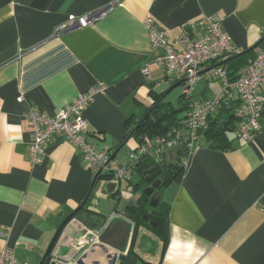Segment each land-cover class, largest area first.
I'll return each mask as SVG.
<instances>
[{
    "label": "crops",
    "instance_id": "1",
    "mask_svg": "<svg viewBox=\"0 0 264 264\" xmlns=\"http://www.w3.org/2000/svg\"><path fill=\"white\" fill-rule=\"evenodd\" d=\"M103 9L86 27L56 32L69 15ZM215 12L224 14L223 28L239 51L257 42L264 46V0H0V232L10 228L8 238L0 235V249L11 248L19 264H38L93 178L88 161L66 140L48 145L31 165L24 113L54 115L99 85L83 112L87 138L114 151L127 119L133 124L144 118L154 102L152 87L180 79L154 62L145 18L178 46L182 31L200 36L205 18ZM221 87L220 79L203 75L193 94L209 97ZM176 88L181 95L182 85ZM230 138L231 147L222 150L199 135L182 171L160 193L169 207L159 233L140 225L133 237V229L135 264H264V123L250 141L233 132ZM137 144L128 136L120 162ZM135 184L133 177L121 181L127 199ZM96 211L88 206L69 219L45 264H76L79 257L80 264L116 263L117 250L95 241L101 222ZM111 234L116 237L117 229Z\"/></svg>",
    "mask_w": 264,
    "mask_h": 264
},
{
    "label": "built area",
    "instance_id": "2",
    "mask_svg": "<svg viewBox=\"0 0 264 264\" xmlns=\"http://www.w3.org/2000/svg\"><path fill=\"white\" fill-rule=\"evenodd\" d=\"M109 10V8H107ZM107 9L98 10L85 15H69L67 20L56 27V32L83 28L106 13ZM224 14L215 12L205 18L204 30L200 36L182 31L174 46L165 32L153 18L147 17L144 24L148 31L150 49L154 53V62L161 67L166 76L176 74L178 78H186L182 85V93L189 101V107L184 118L185 131L178 126L168 129L165 134H154L145 137L126 155V160L120 162L117 156L112 157L110 149L96 148L88 141L87 121L83 112L90 104L99 85L91 86L87 91L75 97L54 115H47L36 109L24 113L31 127L28 148V161L31 165L38 163L48 145L60 140H66L74 145L81 156L89 163L93 174L100 170V176L106 174L108 179L120 187L122 180L129 181L137 173V164L143 157L162 163L167 158L169 149H186L188 154L198 145L199 135L206 129L208 117L218 110L223 100H228L235 94L239 100V119L235 124L234 134L247 142L253 139L255 132L261 128V115L264 111V46L258 44L254 49L253 59L239 69L234 80L229 79L227 71L228 58L240 51L232 44L223 28ZM145 75H149L148 67H143ZM203 75L209 80L220 79L222 87L209 97L193 94V87ZM22 96L18 100H22ZM187 154V155H188ZM138 174V173H137ZM101 178V177H100ZM116 215L103 225L95 228V241L103 229ZM102 227L101 232L99 228ZM10 230V228H9ZM9 230L0 232L4 238L9 237ZM125 250H119L116 263L121 262ZM0 264H19L11 248L0 249Z\"/></svg>",
    "mask_w": 264,
    "mask_h": 264
},
{
    "label": "trees",
    "instance_id": "3",
    "mask_svg": "<svg viewBox=\"0 0 264 264\" xmlns=\"http://www.w3.org/2000/svg\"><path fill=\"white\" fill-rule=\"evenodd\" d=\"M244 51L245 50L240 54L237 53L228 58L227 73L230 80H234L237 77L238 70L247 65L254 57L253 50ZM159 98L160 95H155L154 102L144 113V119L142 117L133 124L130 122L132 117L127 119L126 133L120 143L130 134H132L131 136L136 138L138 142H141L145 137L154 134H165L168 129L170 130L174 126L185 128L183 121L188 111L189 101L184 94L182 93L179 95L175 101L167 98L159 100ZM238 107V98L223 100L218 110L208 117L207 127L203 133L213 148L226 150L231 147V135L229 133H234L235 124L240 117ZM261 119V122H263L264 111L261 115ZM263 123L261 124V127L263 126ZM137 125L138 127L134 131ZM187 154L188 151L184 149L178 160H171L164 157L162 163H157L151 158L143 157L137 164L136 168V171L140 176V181L149 182L156 177H159L156 187L159 191H162L163 188L182 171ZM164 162H166V164L163 166ZM149 168H153L152 171L145 172ZM100 177L107 178L108 176L102 174ZM137 185H139V183L135 184L133 188L136 189L138 187ZM144 206L145 200L143 197L136 206H128L125 214L128 218L134 221L135 227L143 225L151 231L159 233L162 224L167 221L169 204L159 201L156 207L152 209L149 218L156 222V225L154 226L143 218V215L146 214ZM136 260V255H134L131 247L125 255L121 256V262L123 264H135Z\"/></svg>",
    "mask_w": 264,
    "mask_h": 264
},
{
    "label": "water",
    "instance_id": "4",
    "mask_svg": "<svg viewBox=\"0 0 264 264\" xmlns=\"http://www.w3.org/2000/svg\"><path fill=\"white\" fill-rule=\"evenodd\" d=\"M259 42L254 43L250 47L246 48L244 52L253 50ZM240 51L238 54L242 53ZM186 78H181L179 79L176 83H173L171 85L167 84L165 81L159 83L158 85L152 87L151 91L156 94L160 95L159 100H162L165 98L167 93L170 92L173 88L183 85L184 81ZM145 118V117H144ZM143 118V119H144ZM140 124V123H139ZM138 124V125H139ZM138 125L135 127L134 131L138 127ZM132 134L129 135V137ZM128 138V137H127ZM127 138L120 143V145L112 152V157L116 156L118 151L125 145ZM167 155L169 159H174L178 160V158L182 155V149L177 148L176 150L169 149L167 151ZM166 164V162L163 163V166ZM153 168H149L145 172H150L152 171ZM105 179L108 178H100V170L97 171L95 174H93L92 181L89 186V190L87 194L85 195L84 199L81 201V203L71 212L69 213L59 224L57 227L50 243L47 246V249L42 256L41 260L39 261L38 264H45V262L49 259L50 251L53 247L54 242L56 241L58 235L60 234V231L63 229V227L66 225V223L69 221L70 218L74 216L76 212H78L80 209L83 207H94L97 209L96 215H97V220L99 219L102 224V227L104 224H106L110 218L114 215L115 217L111 222L105 227L102 231V233L98 236V239L96 241L98 242H106L110 246L114 247L117 250L116 257L118 254L119 250H123L127 246V241L128 237L131 234L132 230V224L131 222L127 219L126 216V209L128 206H136V199L134 196L131 195V197H125V189L122 187H117L115 188V183L112 181L105 182ZM157 181H154L147 187L143 189V192L147 195H150L153 192V187L154 185L156 186ZM160 199V194L159 195H152L151 196V206L156 207ZM125 203H124V202ZM123 203V206L121 207V204ZM143 218L145 220H148V217L146 214L143 215ZM99 223V225H100ZM149 223L151 225H156V222L153 220H150ZM99 228V231L101 232V228ZM117 229V236L114 237L112 231ZM81 257L77 259V262L73 260V262H76V264H80L82 259L80 260ZM63 262H56V263H51V264H62ZM63 264H73V263H63Z\"/></svg>",
    "mask_w": 264,
    "mask_h": 264
},
{
    "label": "flooded vegetation",
    "instance_id": "5",
    "mask_svg": "<svg viewBox=\"0 0 264 264\" xmlns=\"http://www.w3.org/2000/svg\"><path fill=\"white\" fill-rule=\"evenodd\" d=\"M158 180H159V177H156L155 179H153V180H151V181H149V182H147V183H145V187H147L148 185H150L151 183H153L154 181H157V183H158ZM156 183V184H157ZM161 193V191H159L158 189H157V187L154 185V187H153V192L150 194V195H147V194H145L144 192H143V190L142 189H140V188H136V190L134 191V194H133V196L135 197V199H136V205L138 204V202L141 200V198H143L144 197V200H145V210H146V215H147V217H148V220L147 221H150V220H152V219H150L149 218V214H151V212H152V209H154L155 207H153V206H151V196L152 195H159ZM127 219L131 222V224H132V230H131V234L129 235V237H128V241H127V246L126 247H128V250H129V248L131 247V243H132V241H131V235H132V232H133V229H134V232H133V237L135 236V230L139 227V226H137V227H135V223H134V221L133 220H131L130 218H128L127 217ZM133 237H132V240H133ZM126 252V251H125ZM126 254V253H125ZM124 254V255H125Z\"/></svg>",
    "mask_w": 264,
    "mask_h": 264
},
{
    "label": "rangeland",
    "instance_id": "6",
    "mask_svg": "<svg viewBox=\"0 0 264 264\" xmlns=\"http://www.w3.org/2000/svg\"><path fill=\"white\" fill-rule=\"evenodd\" d=\"M178 94H179V90L176 88V89H174V90H172L171 91V93H170V95L168 96V98L167 99H169V100H172V101H174L176 98H177V96H178ZM230 135H232L231 133H229ZM127 149H128V146L127 145H124L119 151H118V153H117V157H122V156H124V154L126 153V151H127ZM133 182H136V183H139V188L140 189H144L145 188V183H147L146 181H140V176H139V174H135V176H133ZM124 202V201H123ZM125 203V202H124ZM123 206V203L121 204V207Z\"/></svg>",
    "mask_w": 264,
    "mask_h": 264
}]
</instances>
